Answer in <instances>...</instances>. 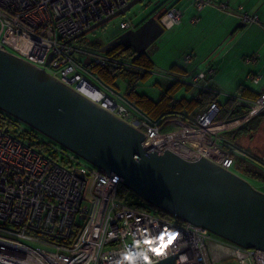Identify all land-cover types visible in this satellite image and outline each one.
<instances>
[{
	"label": "built area",
	"instance_id": "built-area-1",
	"mask_svg": "<svg viewBox=\"0 0 264 264\" xmlns=\"http://www.w3.org/2000/svg\"><path fill=\"white\" fill-rule=\"evenodd\" d=\"M132 1L0 0V50L46 70L138 130L149 152L169 151L189 162L205 158L233 172L238 151L223 135L237 111L244 112L241 122L264 110V88L255 101L234 97L218 122L221 107L216 103L197 115L184 111L151 120L94 71L145 70L126 57L100 53L86 36L75 40ZM183 1L192 2L197 14L213 4V0ZM241 17L246 25L259 24L264 30L258 15ZM182 19L183 11L174 7L158 21L171 29ZM197 22L198 17L192 18V23ZM139 24L122 21L119 29L123 34ZM75 54L92 62L77 61ZM184 60L191 63L193 55ZM205 77L199 72L193 85L201 88ZM262 80L259 74L250 76L254 85L261 86ZM121 186L118 174H108L54 142H42L32 129L0 110V264H158L172 256L175 264H264V251L243 248L202 227L127 204L119 199ZM86 198L90 212H82Z\"/></svg>",
	"mask_w": 264,
	"mask_h": 264
},
{
	"label": "water",
	"instance_id": "water-1",
	"mask_svg": "<svg viewBox=\"0 0 264 264\" xmlns=\"http://www.w3.org/2000/svg\"><path fill=\"white\" fill-rule=\"evenodd\" d=\"M134 0L76 39L125 15ZM156 17L102 46L122 45L137 57L164 34ZM0 110L89 164L116 173L123 186L147 204L247 249L264 251V193L244 178L205 158L186 161L172 152L144 148L145 136L50 75L0 50ZM176 256L158 264H175Z\"/></svg>",
	"mask_w": 264,
	"mask_h": 264
},
{
	"label": "crops",
	"instance_id": "crops-1",
	"mask_svg": "<svg viewBox=\"0 0 264 264\" xmlns=\"http://www.w3.org/2000/svg\"><path fill=\"white\" fill-rule=\"evenodd\" d=\"M177 8L183 11L182 24L165 30L183 26L186 28L178 30L179 36L184 33L183 38H192L183 44L185 47L181 51V58L174 61L177 63L175 66L188 72V75L184 78L170 71L157 73L158 82L155 87L159 88V97L151 99L158 101L177 82L184 84V87L176 95V100L192 99L201 91H206L217 95L218 103L223 108L234 97L241 96L240 90L243 88L260 93L264 88V30L259 24L246 25L241 14L258 15L260 23L264 24V0H213V4L200 14L196 13L192 2L182 1ZM194 17H198L197 23H192ZM189 27L193 28L187 32ZM190 54L193 55V61L186 63L184 58ZM248 58L256 61L247 62ZM193 72L206 74L205 79L199 83L201 88L193 85L190 76ZM254 74L262 76L261 86L250 81V76ZM261 117L248 124L247 128L228 134L234 138L237 135L236 144L242 147V151L256 156L250 159L238 154V158L246 160L255 171L258 167L264 169L261 162L264 156V121L260 122ZM248 128L255 130L245 135ZM257 172L264 174V171Z\"/></svg>",
	"mask_w": 264,
	"mask_h": 264
},
{
	"label": "trees",
	"instance_id": "trees-1",
	"mask_svg": "<svg viewBox=\"0 0 264 264\" xmlns=\"http://www.w3.org/2000/svg\"><path fill=\"white\" fill-rule=\"evenodd\" d=\"M183 0H166L165 2H162V5L154 12H152L149 16H147L140 24L138 27H140L144 22H146L149 18L151 17H156L157 20H160L167 12H169L172 8L177 7L179 3H181ZM158 11H161V13L159 14ZM92 46H94L97 49H100L101 46L100 44H98L97 42L95 43L92 42ZM108 55H118L119 57H126L128 59L133 60L134 65L142 68L143 70H145V73H141V72H125V71H117V70H109V69H99V68H95L94 71L95 73L104 81L106 82L108 85H110L113 88H117L116 83L119 80H124L127 81L129 83V87L127 89V93L125 94L127 99L130 102H133L137 105L138 108H140L141 110H143L148 117L151 120L157 121L160 119H166L169 117H172L176 114H180L184 111L188 112L189 114H193V115H197L203 111H205L207 108H209L212 104L218 103L217 100V95L210 93V92H206V91H201L196 97L192 98V99H181V100H176L175 97L176 95L179 93V91L184 87V84L181 83H175L173 84V86L168 89L163 95L162 97L158 100L155 101L153 99H151L149 96L147 95H141L137 92V85L139 84V82L147 80V78H149L152 75V71L154 69V67L152 66V63L150 61L149 56L143 55L141 57H137L136 53L132 50H125L124 47L122 45H118L115 48L110 49L108 52ZM171 73H175V74H180V76H183L185 78L186 75H188V72H186L185 70L181 69L180 67H178L177 65L173 66L170 69ZM198 74V73H191L190 76L192 77V79L194 78V76ZM240 95L244 98H247L249 100L255 101L260 97V93H255L250 91L247 88H243L242 90H240ZM233 101L230 100L227 104H226V108H223L222 105H220L221 107V113H220V118L218 119V121H221L223 118H225L226 113L223 110H226L228 107H230L232 105ZM240 112V111H239ZM239 112L234 113V117L233 118H240L242 116L238 115ZM242 113V112H240ZM244 114V113H243ZM242 115V114H241ZM262 115L258 116L257 118H255L254 120L250 121L249 123H247L246 125H244L242 128H247V125L252 123L253 121H255L256 119L260 118ZM241 129V128H239ZM250 128L246 129L247 131ZM253 130H255V128H253ZM34 131V130H33ZM34 133L36 134V131H34ZM37 136L39 137V139L42 142H50L52 143V141H46L43 138H41L38 134ZM232 136V135H231ZM232 141V140H231ZM36 147H39L38 144H34ZM41 147V146H40ZM236 160V167L244 170L245 174L256 180L259 182H264V174L257 172L255 170H253L251 167H249L248 163L246 160L244 159H240L238 158V155L235 158ZM131 194V191L124 187L121 186L120 187V191H119V199L122 201H126L127 197ZM134 206L146 210L148 212L151 213H155L157 215H159L162 218H165L167 220H171V221H176L178 223L184 224L185 222L182 220H179L161 210H159L158 208H155L149 204H133Z\"/></svg>",
	"mask_w": 264,
	"mask_h": 264
},
{
	"label": "rangeland",
	"instance_id": "rangeland-1",
	"mask_svg": "<svg viewBox=\"0 0 264 264\" xmlns=\"http://www.w3.org/2000/svg\"><path fill=\"white\" fill-rule=\"evenodd\" d=\"M165 1L166 0H144L142 3L133 7L125 15L120 16V17L110 21L109 23L104 25L102 28H99V29L95 30L94 32L86 35L85 39H88L91 42L95 41V43L97 42L98 44H100V45L103 44V46H104L107 43H109L111 40L119 37L122 34V31L119 29V24L122 21L132 20L135 24L136 23L139 24L147 16H149L152 12H154L157 9L159 3H162ZM146 6H149V8L146 9ZM185 28L186 27L182 26V27H179L178 29H173L170 31L165 30L164 34L148 49L147 55L150 58L152 66L154 67V69L151 73H154V74H152L149 78H147V80L139 82V84L137 85V92L139 94H141V95L144 94V95L149 96L150 98H156V99H157V97H159V88L155 87L156 83L158 82L157 73H163V72L170 71V69L175 64H177L176 62H174L176 60V58L180 59L182 56L181 51L185 47L183 44L189 42L192 39L190 37L183 38L182 36L184 33L181 36H179L180 33L178 30L182 31ZM191 28H193V27H191ZM191 28L190 27L187 28L186 31L187 32L191 31ZM74 58L77 61H80L84 64H89L92 62L91 58L83 57L79 54H75ZM94 83H96L98 85L97 82L94 81ZM116 85H117V88H115V89L119 93H121L123 95H125L127 93V89L129 87V83L127 81H124L121 79L116 83ZM239 111L242 113H240ZM239 111H237V112H239V114H237L236 116H238V115L242 116L243 115V113H244L243 110H239ZM220 113L221 112L219 111L218 116L216 117V120H215L216 122H218V119L220 118ZM260 115H264V110L262 112L258 113L257 115H255L254 117H252L248 120H243L241 122H238L240 120V118H236V117L232 118V120L230 122H232L233 126L231 125L232 127L230 129L226 130V131H228V133L223 135V138L226 141H230L229 142L230 146L234 149H237L238 154L239 153L243 154L244 157H248L250 159L256 158V156L253 154H250L246 151H242V147L240 148L238 146V144H236V136L237 135L234 138V136H231L228 134L234 132L235 130H237L239 128H242L244 125H246L247 123L254 120L255 118H257ZM261 118L262 119H260V122H263L264 116H262ZM236 122H238V123H236ZM21 123L25 127L30 128L25 123H23V122H21ZM252 130H253V128H250L248 131L246 130L245 135H248L250 133V131H252ZM169 131H173V129H170ZM36 134H38L41 138H43L46 141H52L48 137H46L45 135H43L37 131H36ZM245 137L248 138V136H245ZM237 138H238V136H237ZM261 160H262L261 162L264 166V156L261 157ZM86 163H88V162H86ZM257 171L263 172L264 169H262L261 167H258ZM233 173H235L238 176L247 180L251 184V186L253 188H255L256 190H258L259 192L264 193V184L248 177L245 174L244 170H241V169L235 167L233 169ZM126 202L129 205L139 204V203L140 204H147V202L142 200L138 195H136L132 191H131V194L127 197ZM90 209H91L90 199L86 198V201L84 202V204L82 206V212H90ZM78 222H79V224H82L83 220L78 218ZM229 263L230 262H226L223 264H229Z\"/></svg>",
	"mask_w": 264,
	"mask_h": 264
},
{
	"label": "bare ground",
	"instance_id": "bare-ground-1",
	"mask_svg": "<svg viewBox=\"0 0 264 264\" xmlns=\"http://www.w3.org/2000/svg\"><path fill=\"white\" fill-rule=\"evenodd\" d=\"M233 126V125H232Z\"/></svg>",
	"mask_w": 264,
	"mask_h": 264
},
{
	"label": "flooded vegetation",
	"instance_id": "flooded-vegetation-1",
	"mask_svg": "<svg viewBox=\"0 0 264 264\" xmlns=\"http://www.w3.org/2000/svg\"><path fill=\"white\" fill-rule=\"evenodd\" d=\"M112 41V40H111Z\"/></svg>",
	"mask_w": 264,
	"mask_h": 264
}]
</instances>
